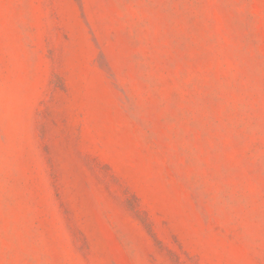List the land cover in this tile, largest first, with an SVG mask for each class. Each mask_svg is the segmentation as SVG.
Returning a JSON list of instances; mask_svg holds the SVG:
<instances>
[{
    "label": "rangeland",
    "instance_id": "obj_1",
    "mask_svg": "<svg viewBox=\"0 0 264 264\" xmlns=\"http://www.w3.org/2000/svg\"><path fill=\"white\" fill-rule=\"evenodd\" d=\"M0 264H264V0H0Z\"/></svg>",
    "mask_w": 264,
    "mask_h": 264
}]
</instances>
